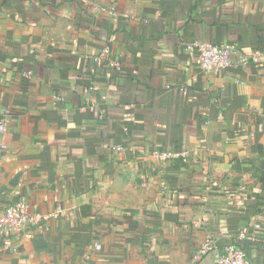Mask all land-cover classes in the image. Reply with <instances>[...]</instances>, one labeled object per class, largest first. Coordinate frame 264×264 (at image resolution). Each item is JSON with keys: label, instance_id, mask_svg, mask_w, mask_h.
Returning <instances> with one entry per match:
<instances>
[{"label": "crops", "instance_id": "1", "mask_svg": "<svg viewBox=\"0 0 264 264\" xmlns=\"http://www.w3.org/2000/svg\"><path fill=\"white\" fill-rule=\"evenodd\" d=\"M0 115V211L45 217L0 264H264V0H0Z\"/></svg>", "mask_w": 264, "mask_h": 264}, {"label": "built area", "instance_id": "2", "mask_svg": "<svg viewBox=\"0 0 264 264\" xmlns=\"http://www.w3.org/2000/svg\"><path fill=\"white\" fill-rule=\"evenodd\" d=\"M99 11L103 8L94 7ZM112 14V13H110ZM185 51L194 54L197 58L199 69L205 74H217L232 66L246 63V59L235 46L215 45L205 42H191L185 46ZM107 53V50L104 51ZM254 55L252 61L257 62ZM110 66L118 69L119 64L110 62ZM7 132V124L3 115H0V136ZM116 151H122L121 146L115 147ZM131 151V149H128ZM153 155L160 161L180 160L187 163L186 153H176L168 151H155ZM45 220L44 216L31 213L25 200H19L0 211V242L2 248L7 252H15L14 236L21 231H30L41 225ZM211 239L207 238L198 248L196 255L203 256L211 249ZM214 264H251L246 260L244 252L233 244H226L220 248L214 259Z\"/></svg>", "mask_w": 264, "mask_h": 264}]
</instances>
